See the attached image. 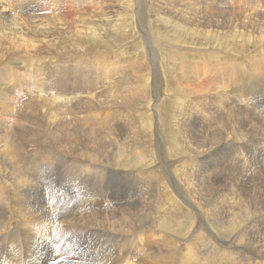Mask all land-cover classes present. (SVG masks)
I'll list each match as a JSON object with an SVG mask.
<instances>
[{"label": "rangeland", "instance_id": "1", "mask_svg": "<svg viewBox=\"0 0 264 264\" xmlns=\"http://www.w3.org/2000/svg\"><path fill=\"white\" fill-rule=\"evenodd\" d=\"M175 1L0 0V99L3 101H0V129L2 127L6 131L10 138L8 141L14 145L22 147L36 141L34 144L39 147L37 157L42 161V164L33 166L24 163L25 172L32 175L26 177L28 189L23 190V196L19 193L23 200L29 192L35 196L32 195L37 206L33 211L26 209L27 213L24 212L32 216L28 220L29 226L36 225L35 229H38L32 233L29 227L26 240L25 232L16 223L8 224L23 234L20 249L12 246V251H20L19 257L23 256L20 262V258L14 256L17 264H245L252 257L251 252L248 254L245 249L244 254L236 253V245L233 249L225 248L236 237L238 244L264 259L259 246L245 245H253L257 241L264 245V33H261L264 32V0ZM129 2L134 3L131 5ZM193 3H196L195 7ZM170 9H174L171 15ZM246 12L248 17H245ZM193 17L201 22L191 21ZM38 23L42 28L37 27ZM241 29L245 35L248 31V39L237 35L241 33L237 30ZM222 31L228 33L221 35ZM214 32L218 35H213ZM151 53L157 57L156 60ZM149 59L157 61L156 68ZM225 74L229 78L228 83H224ZM206 78L218 80L207 87L205 84L204 91L201 89L197 99L202 98V101L196 110L194 100L187 101L188 97L179 92V86L181 83L184 87L190 85L187 88H193L192 84H200ZM215 85L218 89L214 88ZM105 96L106 99H115L112 101L114 104L107 106L102 103ZM62 98L64 100L61 101ZM181 100H184L183 104ZM55 101L59 104L57 107L53 106ZM178 107H183L180 116L184 121L188 117L191 122L179 125L182 135L188 139H196L203 133L214 135V140L209 138L217 146L210 149V153L215 151L212 161H200V155L178 154L173 148L175 141L172 135L177 138V122L171 114ZM185 107L189 113L184 111ZM147 124L149 126L145 128ZM150 136L152 146L159 145L158 148L166 153L165 163H162L166 170L152 153L145 157L144 150L147 149L144 146ZM136 137L139 141L137 148L134 147ZM30 176L32 181L28 182ZM181 179L193 187L191 193L195 195L196 203H190L197 207L194 210L185 209L187 206L176 196ZM30 185L31 190L27 191ZM208 189H212L211 200ZM171 198L180 206L183 216L176 213L180 212L177 209H173V213L168 210L171 203L169 205L165 201ZM212 200L215 210L225 219L223 223L212 220L214 216L219 219L212 214L213 209H209ZM10 201L5 204L8 206ZM159 205L166 206L162 208L166 215L158 213L160 209L155 210ZM139 206H144L140 207L142 215L146 209L153 211L149 215L150 225L141 222L143 216L140 214L130 213L131 210H139ZM35 210L39 215L34 224ZM224 210L228 217L222 216ZM89 214L96 215L98 222L104 216L115 222L125 214L126 223L132 225L131 231L135 224L138 228L129 232L131 236L124 233L123 236L95 223L84 222ZM73 215L74 219L70 220ZM201 218L211 233L205 227V230L198 227ZM19 219L23 220L21 216ZM5 221L6 218L4 225ZM103 230L104 237L101 236ZM4 245L0 247V264L13 259L12 251L8 258L9 246L5 248ZM31 246L32 249L29 248ZM105 246L107 248L104 249ZM34 252L36 256L32 260L28 255ZM182 253L186 254L187 260L181 257L174 259Z\"/></svg>", "mask_w": 264, "mask_h": 264}, {"label": "bare ground", "instance_id": "2", "mask_svg": "<svg viewBox=\"0 0 264 264\" xmlns=\"http://www.w3.org/2000/svg\"><path fill=\"white\" fill-rule=\"evenodd\" d=\"M55 1V0H54ZM66 1V0H65ZM115 1V0H114ZM160 1V0H159ZM162 1V0H161ZM164 1V0H163ZM176 1H178V0H176ZM175 1V2H176ZM181 1V0H180ZM191 2H192V0H190ZM211 1V0H210ZM140 2V1H139ZM143 2V1H142ZM144 2H146V1H144ZM173 2V1H172ZM184 2V1H183ZM204 2V1H203ZM230 2H232V1H230ZM107 3V2H106ZM123 3V2H122ZM129 3H131V5L134 3H132V2H129ZM174 3V2H173ZM209 3V2H208ZM217 3V2H216ZM223 3V2H222ZM98 4V3H97ZM100 4V3H99ZM136 4V3H135ZM186 4V3H185ZM196 3H193L192 5L194 6ZM207 4V3H206ZM154 5V4H153ZM161 5V4H160ZM180 5V4H179ZM191 5V4H190ZM189 5V6H190ZM198 5H199V3H198ZM208 5V4H207ZM210 5H211V3H210ZM242 5V4H241ZM240 5V6H241ZM246 5V4H245ZM244 5V6H245ZM259 5V4H258ZM102 6V5H101ZM113 6V5H112ZM128 6V5H127ZM157 6V5H156ZM193 6H191V8L193 7ZM201 6H202V4H201ZM224 6V5H223ZM228 6H230V5H228ZM97 7V6H96ZM119 7V6H118ZM125 7V6H124ZM130 7V6H129ZM133 7V6H132ZM166 7V6H165ZM174 7H176V6H174ZM185 7V6H184ZM195 7V6H194ZM193 7V8H194ZM198 7H200V5L198 6ZM220 7V6H219ZM226 7V6H225ZM262 8V10H263V6H261ZM101 8V7H100ZM128 8V7H127ZM167 8V7H166ZM165 8V9H166ZM201 8V7H200ZM220 8H223V7H220ZM227 8V7H226ZM242 8V7H241ZM240 8V9H241ZM255 8H257L256 6H255ZM260 8V7H259ZM258 8V9H259ZM80 9V8H79ZM128 9H130V8H128ZM161 9V8H160ZM207 9V8H206ZM213 10H214V4H213V8H212ZM228 9V8H227ZM231 9V8H230ZM232 9H234V11H236L235 10V8H232ZM238 10H239V8H237ZM26 10V9H25ZM122 10V9H121ZM162 10V9H161ZM178 10V9H177ZM176 10V11H177ZM186 10V9H185ZM193 10V9H192ZM194 10H195V8H194ZM208 10V9H207ZM210 10V9H209ZM223 10V9H222ZM226 10V9H225ZM229 10V9H228ZM260 10V9H259ZM258 10V11H259ZM27 11V10H26ZM43 11V10H42ZM138 11H139V9H138ZM143 11V10H142ZM153 11V10H152ZM170 11V15L171 14H173L174 13V9L173 10H169ZM179 11V10H178ZM181 11V10H180ZM179 11V12H180ZM239 11H241V10H239ZM244 11V10H243ZM252 11V10H251ZM255 11V10H254ZM254 11H252L253 13H255ZM129 12V11H128ZM189 12V11H188ZM195 12V11H194ZM218 12V11H217ZM250 12V11H249ZM260 12H261V10H260ZM85 13V12H84ZM192 13V12H191ZM228 13V12H227ZM244 13V12H243ZM259 13V12H258ZM262 13H264V12H262ZM10 14V13H9ZM119 14V13H118ZM133 14V13H132ZM156 14V13H155ZM198 14H200V12L198 13ZM215 14V13H214ZM239 14H241V12L239 13ZM246 14V16L245 17H248V15L249 14H247V12L245 13ZM260 14V13H259ZM75 15V14H74ZM90 15V14H89ZM126 15V14H125ZM129 15V14H128ZM169 15V16H170ZM176 15H177V13H176ZM182 15V14H181ZM188 15V14H187ZM197 15V14H196ZM195 15V16H196ZM253 15H255V14H253ZM127 16V15H126ZM133 16H134V14H133ZM166 16V15H165ZM209 16V15H208ZM244 16V15H243ZM264 16V15H263ZM44 17V16H43ZM62 17H64V15L62 16ZM71 17V16H70ZM75 17V16H74ZM141 17V16H140ZM139 17V18H140ZM183 17V16H182ZM199 17V16H198ZM232 17V16H231ZM255 17H256V15H255ZM258 17V16H257ZM81 18H83V17H81ZM80 18V19H81ZM58 19V18H57ZM60 19H61V17H60ZM86 19V18H85ZM88 19V18H87ZM141 19V18H140ZM209 19V18H208ZM222 19V18H221ZM221 19H219V20H221ZM9 20V19H8ZM12 20V19H11ZM16 20V19H15ZM33 20V19H32ZM40 20H41V18H40ZM100 20V19H99ZM103 20V19H102ZM236 20V19H235ZM234 20V21H235ZM247 20V19H246ZM250 20V19H249ZM252 20V19H251ZM3 21V20H2ZM10 21V20H9ZM39 21V20H38ZM74 21H76V20H74ZM82 21V20H81ZM191 21H194V22H199L200 20H199V18H197V17H193L192 19H191ZM13 22V21H12ZM23 22V21H22ZM63 22V21H62ZM143 22V21H142ZM201 22V21H200ZM220 22V21H219ZM240 22V21H239ZM246 22V21H245ZM244 22V23H245ZM252 22V21H251ZM4 23V22H3ZM10 23V22H9ZM18 23V22H17ZM57 24H59L60 25V23L59 22H56ZM77 23V22H76ZM79 23V22H78ZM81 23V22H80ZM79 23V24H80ZM83 23V22H82ZM102 23V22H101ZM147 23V22H146ZM242 23H243V21H242ZM242 23H240L241 25H242ZM253 23V22H252ZM64 24H66L65 23V21H64ZM73 24V23H72ZM88 24V23H87ZM150 24H152V23H150ZM194 24V23H193ZM11 25V24H10ZM63 25V24H62ZM77 25V24H76ZM85 25V24H84ZM2 26V25H1ZM215 26V25H214ZM238 26V25H237ZM246 26V25H245ZM248 26H249V24H248ZM7 27V26H6ZM37 27L38 28H42V24H37ZM68 27V26H67ZM71 27H73V25L71 26ZM78 27V26H77ZM81 27V26H80ZM218 27V26H217ZM8 28V27H7ZM18 27H16V29H17ZM197 28V27H196ZM211 28V27H210ZM233 28V27H232ZM240 29V27H237V29ZM246 28V27H245ZM32 29H33V27H32ZM46 29V28H45ZM62 29V28H61ZM64 29V28H63ZM83 29H85L84 27H83ZM88 30H90V28H87ZM86 29V30H87ZM95 29V28H94ZM93 29V30H94ZM150 29V28H149ZM193 29V28H192ZM195 29V28H194ZM243 29H244V27H243ZM264 29V28H263ZM9 30H10V26H9ZM49 30V29H48ZM76 30V29H75ZM81 30V29H80ZM85 30V31H86ZM211 30V29H210ZM216 30V29H215ZM222 30V29H221ZM224 30V29H223ZM227 30V29H226ZM236 30V29H235ZM245 31H246V29H244ZM242 31V29L241 30H237V31H241V33L240 32H234V34L236 35V33H237V35H239L240 36V38L241 39H244V36H245V40L246 39H248V36H249V34H248V31L246 32V35H245V31ZM253 30H255V28L253 29ZM258 30V33H259V29H257ZM256 30V31H257ZM2 31V30H1ZM8 31V30H7ZM12 31V30H11ZM65 31V30H64ZM230 31V30H229ZM232 32H233V30H231ZM230 31V32H231ZM3 32V31H2ZM10 32V31H9ZM8 32V33H9ZM52 32H53V30H51V33H50V35H49V37H51V35H52ZM55 32V31H54ZM58 32V31H57ZM76 32V31H75ZM87 32V31H86ZM212 32H213V30H212ZM208 33V32H207ZM220 33V32H219ZM226 33H228V32H224V31H222L221 32V35L222 34H226ZM254 33V32H253ZM261 33H264V32H261ZM15 34V33H14ZM21 34H23L22 32H21ZM34 34H35V32H34ZM37 34V33H36ZM42 34H43V32H42ZM45 34H48L47 33V31L45 30ZM44 34V35H45ZM255 34V33H254ZM1 35H3V34H1ZM7 35V34H6ZM17 35V34H16ZM204 35H206V34H204ZM213 35H218V34H216V32H214L213 33ZM212 35V36H213ZM260 35V34H259ZM13 36H15V35H13ZM19 36V35H18ZM38 36H39V34H38ZM53 36H54V34H53ZM140 36H141V34H140ZM231 36V35H230ZM234 36V35H233ZM247 36V37H246ZM5 37V36H4ZM15 37H17V36H15ZM56 37V36H55ZM144 37V36H143ZM209 37V36H208ZM211 37V36H210ZM237 37V36H236ZM253 37V36H252ZM11 38V37H10ZM124 38V37H123ZM231 38V37H230ZM255 38H256V36H255ZM3 39V38H2ZM21 39V38H20ZM20 39H18V40H20ZM47 39V38H46ZM57 39V38H56ZM253 40H254V37L252 38ZM257 39V38H256ZM7 40V39H6ZM9 40H11V39H9ZM23 40V39H22ZM27 40V39H26ZM29 40V39H28ZM37 40V39H36ZM40 41H41V39H39ZM232 40V39H231ZM258 40V39H257ZM261 40V39H260ZM35 41V40H34ZM54 41V40H53ZM145 41V40H144ZM256 41V40H255ZM254 41V42H255ZM264 41V40H263ZM24 42V41H23ZM39 42V41H38ZM260 42H262V41H260ZM16 43V42H15ZM18 43V42H17ZM26 43V42H25ZM251 43V42H250ZM257 44H259V42H256ZM254 44L255 46L257 45V44ZM262 44H264V43H262ZM21 45V44H20ZM37 45V44H36ZM147 45V44H146ZM260 45V44H259ZM259 45H257V46H259ZM11 46V45H10ZM26 46V45H25ZM24 46V47H25ZM29 46V45H28ZM32 46H33V44H32ZM45 46V45H44ZM263 46V45H262ZM12 47H13V45H12ZM27 47V46H26ZM33 47H36V46H33ZM259 47H261V46H259ZM16 48V47H15ZM30 48V47H29ZM32 48V47H31ZM263 48V47H262ZM12 49V48H11ZM19 49V48H18ZM36 49V48H35ZM191 49V48H190ZM14 50V49H13ZM16 51H17V49H15ZM29 50V49H28ZM74 50V49H73ZM254 50V49H253ZM9 52H11V50L9 51ZM19 52V51H18ZM74 52H75V50H74ZM77 52V51H76ZM84 52V51H83ZM99 52V51H98ZM153 52V51H152ZM260 52V51H259ZM258 52V53H259ZM91 53V52H90ZM11 54V53H10ZM152 54V53H151ZM22 55V54H21ZM153 55V59H157V57L156 56H154V53L152 54ZM80 57V56H79ZM93 58V57H92ZM159 58V57H158ZM32 59V58H31ZM43 59V58H42ZM69 59V58H68ZM221 59H223V58H221ZM227 59H229V58H227ZM249 59H250V57H249ZM206 60V59H205ZM149 61H151V63H152V65H156V63L155 62H157V61H152L151 59H149ZM227 61V60H226ZM81 62H82V60H81ZM113 62V61H112ZM256 62V61H255ZM141 63V62H140ZM187 63V62H186ZM224 63V62H223ZM234 63V62H233ZM38 65V64H37ZM106 65V64H105ZM159 65V64H158ZM185 65V64H184ZM184 65H182V66H184ZM195 65H197V64H195ZM203 65V64H202ZM221 65V64H220ZM233 65H235V64H233ZM39 66V65H38ZM107 66V65H106ZM111 66H113V65H111ZM186 67V66H185ZM155 68H156V66H155ZM108 69V68H107ZM116 69V68H115ZM176 69V68H175ZM198 69V68H197ZM201 69V68H200ZM110 70V69H109ZM202 70V69H201ZM130 71V70H129ZM182 72H183V70H181ZM203 71V70H202ZM157 72V71H156ZM171 72V71H170ZM174 73H175V71H173ZM177 72V71H176ZM181 72V73H182ZM207 72V71H206ZM206 72H204L205 74H206ZM261 72V71H260ZM185 73V72H184ZM183 73V74H184ZM191 73V72H190ZM211 73V72H210ZM130 74V73H129ZM155 74V73H154ZM157 74V73H156ZM159 74V73H158ZM176 74V73H175ZM179 74V73H178ZM182 74V75H183ZM187 74V73H186ZM186 74H185V77H186ZM193 74V73H192ZM263 74V73H262ZM204 75V74H203ZM208 75V74H207ZM256 75H257V73H256ZM261 75V74H260ZM260 75H258V76H260ZM117 76V75H116ZM156 76H158V75H156ZM161 76H162V74H161ZM189 77H190V75H188ZM193 76V75H192ZM197 76V75H196ZM216 76V75H215ZM263 76V75H262ZM135 77V76H134ZM133 77V78H134ZM226 77V78H225ZM225 77H224V83H228V81H229V78H227V74H225ZM111 78V77H110ZM192 79L194 78V77H191ZM156 79V78H155ZM166 79V78H165ZM173 79H174V77H173ZM201 79H202V77H201ZM204 79V78H203ZM189 80V79H188ZM195 80H197V79H195ZM218 79H215V78H206V80H204L202 83H200V84H197V85H195V84H192L193 85V88H187V87H189V86H187V87H184V86H182V84L180 83V86H179V92L180 93H183L184 95H186L188 98H186L187 99V101H193L194 100V104L196 105V110H197V108H199L198 106L200 105V103H201V101H202V98H199V99H197L200 95H201V93H200V91H201V89L204 87V85L207 87L208 85H210L211 83H213L214 84V81H217ZM165 81H167V80H165ZM170 81V80H169ZM107 82V81H106ZM190 82V81H189ZM131 83H133V82H131ZM195 83V82H194ZM216 83V82H215ZM127 84V83H126ZM135 84V83H134ZM139 84V83H138ZM217 84V83H216ZM111 85V84H110ZM131 85V84H130ZM137 85V84H136ZM218 85V84H217ZM219 85H221V84H219ZM233 85H234V83H233ZM186 86V85H185ZM213 86V85H212ZM108 87V86H107ZM156 87V86H155ZM211 87V86H210ZM219 87V86H218ZM226 87V86H225ZM110 88V87H109ZM133 88V87H132ZM135 88V87H134ZM141 88V87H140ZM184 88V89H183ZM214 88H217V86L215 85V87ZM130 89V88H129ZM153 89V88H152ZM157 89V88H156ZM212 89H213V87H212ZM218 89V88H217ZM219 89H221V86L219 87ZM222 89H224V86H223V88ZM227 89V88H226ZM127 90V89H126ZM136 90H137V88H136ZM203 90V89H202ZM215 90V89H214ZM228 90V89H227ZM131 91H132V89H131ZM204 91V90H203ZM209 91V90H208ZM208 91H206V92H208ZM38 92V91H37ZM94 92V91H93ZM120 92V91H119ZM221 92H223V91H221ZM200 93V94H199ZM213 93V92H212ZM131 94H133L132 92H131ZM158 94V93H157ZM191 94V95H190ZM136 95V94H135ZM142 95H144V94H142ZM148 95V94H147ZM146 95V96H147ZM156 95V94H155ZM99 96V95H98ZM103 96V95H102ZM122 96V95H121ZM133 96H134V94H133ZM150 96V95H149ZM218 96V95H217ZM8 97V96H7ZM13 97V96H12ZM83 97V96H82ZM100 97V96H99ZM98 97V98H99ZM123 97V96H122ZM135 97V96H134ZM141 96H138V98H140ZM180 97H181V95H180ZM210 97V96H209ZM216 97V96H215ZM220 97V96H219ZM84 98V97H83ZM88 98V97H87ZM91 98V97H90ZM147 98V97H146ZM151 98V97H150ZM153 98V100H154V96L152 97ZM151 98V99H152ZM156 98V97H155ZM184 98H185V96H184ZM183 98V99H184ZM204 98V97H203ZM207 98H208V96H207ZM214 98V97H213ZM141 99V98H140ZM142 99H144V97L142 98ZM263 99V98H262ZM61 101L62 100H64V98H62V99H60ZM83 101H84V99H82ZM111 100V101H110ZM124 100V99H123ZM210 100V99H209ZM232 100V99H231ZM0 101H2V99H0ZM7 101V100H6ZM12 101V100H11ZM10 101V102H11ZM35 101V100H34ZM37 101H38V99H37ZM43 101V100H42ZM66 101V100H65ZM102 101V103H104V104H106L107 106L108 105H113L114 103L112 102V101H114L115 102V99H112V98H108V99H106V96H105V99L104 100H101ZM178 101V100H177ZM184 101V100H183ZM182 100H181V104H183L184 102H183ZM3 102V101H2ZM8 102V101H7ZM52 102V101H51ZM94 102V101H93ZM97 102H98V100H97ZM164 102V101H163ZM180 102V101H179ZM207 102V101H206ZM214 102V101H213ZM217 102V101H216ZM55 104L53 105V103H52V105L54 106V107H57L59 104H56V101L54 102ZM84 103V102H83ZM96 103V102H95ZM153 103V102H152ZM215 103V102H214ZM218 103V102H217ZM1 104H3V103H1ZM9 104V103H8ZM11 104V103H10ZM64 104V103H63ZM190 104V103H189ZM188 104V105H189ZM230 104V103H229ZM34 105V104H33ZM92 105V104H91ZM131 105V104H130ZM185 105V104H184ZM187 105V104H186ZM185 105V106H186ZM219 106H220V103L218 104ZM226 105V104H225ZM86 106V105H85ZM107 106H105V107H107ZM129 106V105H128ZM178 106V105H177ZM182 106V105H181ZM6 107V106H5ZM8 107H10V105L8 106ZM119 107V106H118ZM127 107V106H126ZM188 107V106H187ZM210 107V106H209ZM221 107H222V105H221ZM0 108H2L1 106H0ZM84 108V107H83ZM177 108V107H176ZM182 108L183 107H178V109H176L175 111L173 110L172 111V114H171V117H174L175 119H176V129H177V138H176V136H174V134H173V132H172V136H173V139H174V141H175V145H174V149L176 150V151H178L179 153L178 154H186V153H188V154H193V155H196V156H198V155H200V157L198 158L200 161H203V160H211L212 161V157L214 156V154H215V151H213V153H210V149H212L214 146H215V148L217 147L216 146V144L214 145L213 143H211V140H209V138L210 139H212V140H214V135H212V134H210V133H203V132H200V133H203V134H201V136L200 137H198V138H196V139H188V138H186L184 135H182L181 133H180V131H179V125L180 124H185L186 123V125H189V124H191V122H190V120H189V118L187 117V120H186V122L184 121V119H183V117L182 116H180L181 114H180V112L182 111ZM186 108V107H185ZM212 108V107H211ZM214 108V107H213ZM217 108V107H216ZM220 108V107H219ZM227 108V107H226ZM230 108V107H229ZM98 109V108H97ZM103 109V108H102ZM126 109V108H125ZM175 109V108H174ZM191 109V108H190ZM218 109V108H217ZM221 109V108H220ZM237 109V108H236ZM45 110V109H44ZM64 110V109H63ZM69 110V109H68ZM117 110H119V108L117 109ZM184 110V109H183ZM188 108H186L184 111H187L188 112ZM232 110H234V109H232ZM3 111V110H2ZM5 111V110H4ZM47 111V110H46ZM80 111H82L81 109H80ZM107 111H108V109H107ZM106 111V112H107ZM125 111V110H124ZM216 111H218V110H216ZM215 111V112H216ZM223 111V110H222ZM222 111H220V112H222ZM225 111L226 110H224V113H225ZM236 111V110H235ZM42 112V111H41ZM66 112V111H65ZM94 112V111H93ZM119 112V111H118ZM128 112V111H127ZM214 112V111H213ZM230 112V111H229ZM263 112V111H262ZM3 113V112H2ZM44 113V112H43ZM53 113H54V111H53ZM68 113V112H67ZM115 113V112H114ZM156 113H157V111H156ZM185 113V112H184ZM189 113V112H188ZM206 113V112H205ZM212 113V112H211ZM238 113V112H237ZM252 113V112H251ZM258 113H260V112H258ZM14 114V113H13ZM52 114V113H51ZM55 115H56V113H54ZM60 114V113H59ZM70 114V113H69ZM105 114V113H104ZM126 114V113H125ZM173 114H177V115H173ZM187 114V113H186ZM196 114V113H195ZM202 114V113H201ZM204 114V113H203ZM207 114H208V112H207ZM96 115V114H95ZM118 115V114H117ZM122 115V114H121ZM185 115V114H184ZM188 115V114H187ZM191 115V114H190ZM13 116H15V115H13ZM12 116V117H13ZM62 116V115H61ZM86 116V115H85ZM103 116V115H102ZM106 116H108V113H107V115H105V116H103V118L104 119H106ZM112 117H113V115H111ZM132 116V115H131ZM186 116V115H185ZM192 116V115H191ZM196 116V115H195ZM200 116V115H199ZM204 116V115H203ZM216 116V115H215ZM219 116V115H218ZM237 116V115H236ZM4 117V116H3ZM51 117H52V115H51ZM50 117V118H51ZM88 117V116H87ZM155 117V116H154ZM197 117V116H196ZM209 117V116H208ZM212 117V116H211ZM214 117V116H213ZM115 118V117H114ZM120 118V117H119ZM122 118H124V117H122ZM128 118V117H127ZM155 118H157V116L155 117ZM218 118V117H217ZM216 118V119H217ZM263 118V117H262ZM49 119V118H48ZM53 119V118H52ZM84 119H87V118H84ZM116 119V118H115ZM158 119V118H157ZM156 119V120H157ZM192 119V118H191ZM200 119V118H199ZM210 119V118H209ZM229 119V118H228ZM232 119V118H231ZM114 120V119H113ZM123 120V119H122ZM205 120V119H204ZM204 120H202V121H204ZM207 120V119H206ZM52 121V120H51ZM91 121V120H90ZM116 121V120H115ZM149 121H150V124H151V129H153L152 128V121L150 120V118H149ZM201 121V122H202ZM211 121V120H210ZM2 122V121H1ZM16 122H18V120L16 121ZM5 123V122H4ZM131 123V122H130ZM207 123V122H206ZM236 123H238V122H236ZM1 124V123H0ZM204 124V123H203ZM2 125V124H1ZM12 125V124H11ZM93 125V124H92ZM141 125V124H140ZM248 125V124H247ZM147 126H149L148 124L145 126V128H147ZM154 126V125H153ZM237 126H239L238 124H237ZM240 126H242V125H240ZM16 127V126H15ZM141 127V126H140ZM243 127V126H242ZM247 127V126H246ZM7 128V127H6ZM181 128V127H180ZM207 128V127H206ZM244 128V127H243ZM252 128V127H251ZM5 129V128H4ZM15 129V128H14ZM238 129V128H237ZM246 129V128H245ZM244 129V130H245ZM9 130V129H8ZM234 130V129H233ZM241 130V129H240ZM246 130H248V128L246 129ZM261 130V129H260ZM18 131V130H17ZM197 131V130H196ZM200 131V130H199ZM237 131V130H236ZM249 131H250V129H249ZM207 132H208V130H207ZM239 132V131H238ZM15 133V132H14ZM93 133V132H92ZM212 133V132H211ZM198 134V133H197ZM213 134H214V131H213ZM190 135H191V133H190ZM244 136V135H243ZM16 137V136H15ZM249 137V136H248ZM247 137V138H248ZM8 138H9V136H7V133H6V131H4L3 129H2V127H1V129H0V247L2 248V246L4 245L5 246V248H7L8 246H9V250H8V258H10L11 257V255H12V253H13V259L8 263V262H6L7 264H17L15 261H14V256H17V257H19V255L20 254H18L20 251H12V248L14 247L13 245H15L17 248H19L20 249V245H19V242H21L20 240H22V236L21 235H23V234H20L19 232H17V231H15V229H13V228H11L8 224H12V223H16L18 226H19V228L23 231V232H25V234H26V240H27V237H28V228L29 229H31V231H32V233L34 232V231H36L38 228H36L35 229V226L36 225H30L29 226V224H28V222H30V221H28L29 220V218H32V216H30V215H27L26 213V209H32V211L34 210V206L36 205V202H35V199L33 198V194L31 193V192H29V193H31V194H27V197L25 198V200H23V199H21L20 197H19V193H20V195H21V197L23 196L22 195V192H23V190H25V189H28L27 187H28V184H27V182H26V180H27V176H29V175H32L31 173H28V172H25V169H24V163L25 162H28L29 163V165H31V166H33V164L35 165V164H37V165H39V164H42V161L41 160H39V157H37L38 156V154H37V145H35L36 144V141H30L27 145H25V144H23L22 145V147H23V149H22V147L20 146V145H14L13 143H10L9 141H8ZM190 138H192L191 136H190ZM10 139V138H9ZM218 139V138H217ZM246 139V138H245ZM38 140V139H37ZM143 140V139H142ZM235 140V139H234ZM233 140V141H234ZM251 140V139H250ZM20 141H22V140H20ZM74 141V140H73ZM91 141V140H90ZM221 141H223V140H221ZM228 141V140H227ZM237 141V140H236ZM235 141V142H236ZM247 141V140H246ZM24 142V141H23ZM38 142V141H37ZM42 142V141H41ZM44 142V141H43ZM35 143V144H34ZM133 143V142H132ZM174 143V142H173ZM30 144H32V145H30ZM127 144V143H126ZM237 144V143H236ZM95 145V144H94ZM262 145V144H261ZM158 146L159 145H156V146H152V142H151V136H150V140H149V142L144 146V147H146V149L147 150H144V153H145V157L146 156H148V155H151V153H152V155H153V157L154 158H156L157 160H159V164H160V166L163 168V169H165L162 165H164V164H162L163 162H164V160H165V157H166V153L164 154V151H161L159 148H158ZM168 146V145H167ZM27 147V148H26ZM75 147V146H74ZM106 147V146H105ZM112 147H113V145H112ZM134 147H139V141H138V138L136 137V141H135V143H134ZM161 147V146H160ZM39 148V147H38ZM122 148V147H121ZM167 148V147H166ZM120 149V148H119ZM124 149V148H123ZM128 149V148H127ZM131 149H133L134 150V148H131ZM130 149V150H131ZM139 149V148H138ZM170 150H171V148H169ZM218 149V148H217ZM65 150V149H64ZM75 150V149H74ZM85 150V149H84ZM92 150V149H91ZM129 150V149H128ZM169 150V151H170ZM216 150V149H215ZM63 151V150H62ZM135 151V150H134ZM173 151V150H172ZM64 152V151H63ZM139 153H141L142 154V152H141V150H139L138 151ZM70 153H71V150H70ZM147 153V154H146ZM119 154H120V152H119ZM138 154V153H137ZM177 154V155H178ZM91 155V154H90ZM180 156H182V155H180ZM244 156V155H243ZM89 157V156H88ZM100 157V156H99ZM103 157V156H102ZM141 157V156H140ZM144 157V156H143ZM144 157V158H145ZM174 157V156H173ZM264 158V157H263ZM146 159V158H145ZM155 159V160H156ZM79 160V159H78ZM130 160V159H129ZM154 160V161H155ZM156 160V161H157ZM231 161V160H230ZM94 162V161H93ZM93 162H91V163H93ZM106 162V161H105ZM131 162V161H130ZM233 162V161H232ZM80 163V162H79ZM100 163V162H99ZM120 163V162H119ZM165 163V162H164ZM170 164H172V163H170ZM210 164H211V162H210ZM36 165V166H37ZM127 165H128V163H127ZM134 165V164H133ZM171 166V165H170ZM173 167H174V165H172ZM132 167V166H131ZM39 168V167H38ZM37 168V169H38ZM139 168V167H138ZM199 168V167H198ZM27 169V168H26ZM35 169V168H34ZM72 169V168H71ZM125 169V168H124ZM132 169V168H131ZM183 169V168H182ZM181 169V170H182ZM203 169V168H202ZM216 169V168H215ZM133 170H134V168H133ZM166 170V169H165ZM184 170V169H183ZM31 171V170H30ZM190 171V170H189ZM222 171V170H221ZM182 172V171H181ZM188 172V171H187ZM123 173V172H122ZM165 174V173H164ZM184 174V173H183ZM192 174V173H191ZM166 175V174H165ZM180 175V174H179ZM182 175V174H181ZM185 175V174H184ZM189 175V174H188ZM209 175V174H208ZM167 176V175H166ZM127 177V176H126ZM202 177H203V175H202ZM217 177V176H216ZM123 178V177H122ZM167 178H168V176H167ZM114 180V179H113ZM183 179H181V181H182ZM32 181V177L30 176L29 177V181L28 182H31ZM180 181V180H179ZM115 183V182H114ZM168 183H170L169 181H168ZM182 184H177V186H178V195L176 194V196L178 197V198H181V200H182V204H184V205H186L187 206V208H185V209H193L194 210V208L196 207L195 205H193V204H191V203H196L195 201H194V196H193V194L191 193V191H192V186H191V183H188V182H186V181H182L181 182ZM30 184V183H29ZM36 185V184H35ZM166 185V184H165ZM31 186L32 185H30V188H29V190H27V191H30L31 190ZM207 187V186H206ZM211 187V186H210ZM213 188V187H212ZM34 189V188H33ZM168 189H170V188H168ZM206 189V188H205ZM214 189V188H213ZM1 190H3V192L1 191ZM200 190H202V189H200ZM199 190V191H200ZM215 190V189H214ZM169 191V190H168ZM176 191V190H175ZM174 192V191H173ZM184 192H186V196L184 195ZM35 193V192H34ZM171 193V192H170ZM208 193H209V196H208V194H207V196L209 197V199L211 200L212 199V189H208ZM24 194V193H23ZM156 194H157V192H156ZM164 194V193H163ZM168 194V193H167ZM33 195V196H32ZM136 195V194H135ZM158 195V194H157ZM165 195H166V193H165ZM172 195V194H171ZM170 195V196H171ZM174 195H175V193H174ZM26 196V195H25ZM155 196V195H154ZM173 196V195H172ZM206 196V195H205ZM35 197V196H34ZM33 198V201L31 200ZM36 198H37V195H36ZM40 198V197H39ZM42 198V197H41ZM40 198V199H41ZM173 198V197H172ZM170 199V200H167V201H165L166 203H168L169 205H170V203H171V206L169 207V209L168 210H172V213H173V209H175V211H176V209L177 210H179L180 211V206L178 207V205H177V203L173 200V199ZM224 198V197H223ZM133 199V198H132ZM161 199V198H160ZM199 199V198H198ZM9 200H11L9 203H8V206L5 204V202H8ZM128 200V199H127ZM131 200V199H130ZM142 200V199H141ZM166 200V199H165ZM223 200V199H222ZM90 201H91V199H90ZM158 201V200H157ZM170 201V202H169ZM197 201V200H196ZM199 201V200H198ZM94 202V201H93ZM146 202V201H145ZM145 202H144V205H145ZM191 202V203H190ZM213 202V203H212ZM221 202V201H220ZM263 204H264V199H263ZM39 203V202H38ZM92 203V202H91ZM90 203V204H91ZM147 203V202H146ZM201 203V202H200ZM204 203V202H203ZM100 204V203H99ZM108 204V203H107ZM143 204V203H142ZM148 204V203H147ZM162 204V203H161ZM168 205V206H169ZM197 205H199L198 203H197ZM37 206V205H36ZM92 206V205H91ZM147 206V205H146ZM156 206V205H155ZM41 207V206H40ZM43 207V206H42ZM140 207H142V206H139V210H131L130 211V213H137V214H140L141 216H143V221L141 220V222H143V224L144 225H150L151 224V220H150V217H149V215H150V213L151 214H153V211H150L149 212V209H146V212H145V214L144 215H142L141 214V211L143 210V209H141ZM148 207H151L150 206V204L148 205ZM163 207H166V206H163V205H159L158 207H153V209L155 208V210L156 209H160V210H158V213H165L164 211V209H162ZM208 207V206H207ZM142 208H144V206L142 207ZM147 208V207H146ZM197 208V207H196ZM43 209V208H42ZM97 209H98V207H97ZM133 209V208H132ZM134 209H136V207H134ZM207 209V208H206ZM209 209H213V212H212V214L213 215H216V217L218 216L219 217V219L217 220V218L215 219L214 217L212 218V220H216L217 222H219V223H223L224 221H223V219L224 218H222V217H220V212H218L217 210H215L216 208H215V203H214V201L212 200L211 202H210V204H209ZM208 209V210H209ZM24 210H25V212H24ZM196 211H197V209H195ZM227 210V209H226ZM31 211V210H30ZM188 211V210H187ZM212 211V210H211ZM82 212V211H81ZM170 212V211H169ZM201 212V211H200ZM221 212H223V210L221 211ZM226 211L224 210V214L222 215V216H226V217H228V214L227 213H225ZM92 213V212H91ZM103 213V212H102ZM143 213V212H142ZM155 213V212H154ZM176 213H178V215L180 214L181 216H183L184 215V213H182L181 211L180 212H176ZM31 214V213H30ZM70 214V213H69ZM79 214H80V212H79ZM169 214V213H168ZM191 213H189V215H190ZM203 214V213H202ZM208 214V213H207ZM210 214V213H209ZM241 214V213H240ZM38 215H39V212H38V210H35V213H34V215H33V219H34V221L32 222V223H34L35 224V222L37 221V217H38ZM82 215V214H81ZM84 215V214H83ZM109 215V214H108ZM127 215V214H126ZM163 215V214H162ZM165 215H166V213H165ZM170 215V214H169ZM175 215V214H174ZM177 215V214H176ZM192 215V214H191ZM190 215V216H191ZM242 215V214H241ZM19 216H21V218H23V220H20L19 219ZM45 216V215H44ZM50 216V215H49ZM133 216V215H132ZM181 216H177L178 218L179 217H181ZM196 216V215H195ZM211 216V215H210ZM209 216V217H210ZM238 216V215H237ZM41 217V216H40ZM103 217V216H102ZM163 217H164V215H163ZM170 217H172V216H170ZM175 217V216H174ZM188 217V216H187ZM6 218V221H5V224L6 225H4L3 224V222H4V219ZM96 215H91L90 216V214H89V216L88 217H86L85 219L82 217V220L85 222V221H88V222H92V223H95V224H97V225H99V226H101V227H104V228H106L107 230H113V231H117L118 233H122L121 235H123V233L124 234H128V235H130V231H131V229L132 228H130V226L132 227V225H130L129 223H126L128 220L126 219V216H125V214L124 215H122L119 219H120V221L118 222V220L119 219H117L115 222H110L109 221V218L108 217H106V216H104L103 217V219L100 221V219H98L100 222H98V221H96ZM173 218V217H172ZM185 218H186V216H185ZM248 218V217H247ZM43 219V218H42ZM45 219V218H44ZM43 219V220H44ZM47 219V218H46ZM45 219V220H46ZM74 219V215H73V218L71 219L70 218V220H73ZM176 219V218H175ZM188 219V218H187ZM196 219H197V217H196ZM61 220V219H60ZM67 220V219H66ZM155 220V219H154ZM198 220V219H197ZM196 220V221H197ZM225 220V219H224ZM227 220V219H226ZM241 220V219H240ZM151 221V222H150ZM201 221V222H200ZM72 222V221H71ZM78 222V221H77ZM130 222V221H129ZM140 222V221H139ZM42 223V222H41ZM53 223V222H52ZM74 223V222H73ZM156 223V222H155ZM194 223V222H193ZM226 223V222H225ZM235 223V222H234ZM243 223H244V221H243ZM77 224V223H76ZM82 224V223H81ZM85 224V223H84ZM142 224V223H141ZM52 225V224H51ZM73 225V224H72ZM75 225V224H74ZM87 225V224H86ZM38 226V225H37ZM91 226V225H90ZM67 227V226H66ZM95 227V226H94ZM97 227V226H96ZM144 227V226H143ZM148 227V226H147ZM151 227V226H150ZM200 229H202V230H205L204 229V227L206 228V229H208V231L211 233V231H210V227L204 222V220L201 218L200 220H199V226H198ZM50 228H52V227H50ZM136 228H138V226L135 224L134 225V229L131 231V233L133 232V231H135V229ZM149 228V227H148ZM99 229V228H98ZM47 230V229H46ZM65 230V229H64ZM143 230H144V228H143ZM149 229H147L146 231H148ZM152 230V229H151ZM72 231V230H71ZM141 230L139 229V232H140ZM158 231V230H157ZM38 232V231H37ZM75 232V231H74ZM84 233V232H83ZM105 232H104V230L101 232V236H103V234H104ZM106 233H108V232H106ZM110 233V232H109ZM161 233V232H160ZM200 233V232H199ZM53 234V233H52ZM150 234V233H149ZM154 234H155V232H154ZM71 235V234H70ZM106 235V234H105ZM104 235V236H105ZM107 235H110V234H107ZM118 235V234H117ZM121 235H120V237H121ZM103 236V237H104ZM115 236V235H114ZM119 236V235H118ZM123 236H125V235H123ZM131 236V235H130ZM155 236V235H154ZM158 237H159V235H158ZM106 238V237H105ZM108 238V237H107ZM112 238V237H111ZM123 238V237H122ZM149 238V237H148ZM154 238V237H153ZM125 239V238H124ZM192 239V238H191ZM248 239V238H247ZM15 240H17L16 242H15ZM110 240V239H109ZM208 240V239H207ZM34 241V240H33ZM112 241H113V239H112ZM117 241V240H116ZM119 241H121L120 240V238H119ZM248 241V240H247ZM24 242V241H23ZM106 243L108 242L107 240L105 241ZM118 242V241H117ZM155 242V241H154ZM264 242V241H263ZM115 243V242H114ZM173 243H174V241H173ZM110 243H108L107 245H109ZM116 244V243H115ZM114 244V245H115ZM119 244V243H118ZM124 244V243H123ZM125 244H126V242H125ZM227 244V243H226ZM120 245V244H119ZM122 245V244H121ZM215 245V244H214ZM237 246V248H235L236 250H238L236 253H239L240 252V254H244V251H245V249L246 250H248V251H245L246 253H248L249 254V252H251V254H252V257H250L249 258V260L245 263V262H243V263H245V264H264V262L262 263L261 262V260L262 261H264V259H261L260 258V256H257L254 252H252L249 248L247 249V248H245V247H243L242 246V244H238L237 243V237L236 238H234L230 243H228L226 246H225V248H227V249H233L234 248V246ZM247 247L248 246H259L260 248H261V250H263V253H264V245H262L261 243H260V241H257V242H254V244L253 245H248V244H245ZM13 246V247H12ZM29 246V245H28ZM78 246V245H77ZM111 246V245H110ZM109 246V247H110ZM164 246V245H163ZM223 246V245H222ZM58 247V246H57ZM117 247V246H116ZM30 249H32L33 248V246H31V247H29ZM105 248H107L106 246L104 247V249ZM257 248V247H256ZM36 249V248H35ZM83 249V248H82ZM93 249V248H92ZM115 249V248H114ZM169 249V248H168ZM255 249V248H254ZM258 249V248H257ZM149 250V249H148ZM171 250V249H170ZM11 251H12V253H11ZM86 251V250H85ZM104 251V250H103ZM109 251V250H108ZM257 251V250H256ZM27 253L26 254H28L29 253V249L26 251ZM91 252V251H90ZM116 252V251H115ZM180 252V251H179ZM257 252H259V251H257ZM261 252V251H260ZM21 253V252H20ZM75 253V252H74ZM92 253V252H91ZM90 253V254H91ZM94 253V252H93ZM168 253V252H167ZM25 254V255H26ZM113 254V253H112ZM169 254H170V252H169ZM259 254V253H258ZM88 255V254H87ZM111 255V254H110ZM167 255V254H166ZM1 256V255H0ZM36 256V253L34 252V253H32V254H29L28 255V257H30L32 260H33V258ZM94 256H95V254H94ZM236 256V255H235ZM240 256V255H239ZM93 257V256H92ZM97 257H99V256H97ZM114 257H116V256H114ZM145 257V256H144ZM179 257H181V259L183 260L184 258H185V260H187V257H186V254L185 253H182V255L180 256V254H178L174 259L175 260H177ZM247 257V256H246ZM245 257V258H246ZM249 257V256H248ZM261 257H263V255L261 256ZM20 259H19V262L21 261V260H23V256L21 255L20 257H19ZM84 258V257H83ZM27 259V257L25 258V260ZM52 259V258H51ZM88 259V258H87ZM171 259H172V257H171ZM8 260V259H7ZM147 260H149V258H147ZM238 260V259H237ZM244 260V259H243ZM166 261V260H165ZM27 262V261H26ZM41 262V261H40ZM76 262V261H75ZM81 262V261H80ZM182 262V261H181ZM240 263H241V261H239ZM148 263V262H147ZM166 263V262H165ZM238 263V262H237ZM3 264V263H2ZM24 264V263H23ZM61 264V263H60ZM92 264V263H91ZM175 264V263H174ZM176 264H178V263H176ZM180 264V263H179Z\"/></svg>", "mask_w": 264, "mask_h": 264}]
</instances>
